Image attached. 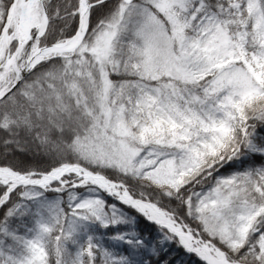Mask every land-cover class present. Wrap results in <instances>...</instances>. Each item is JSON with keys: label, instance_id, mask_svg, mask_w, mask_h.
I'll use <instances>...</instances> for the list:
<instances>
[{"label": "snow or ice", "instance_id": "6c2138e0", "mask_svg": "<svg viewBox=\"0 0 264 264\" xmlns=\"http://www.w3.org/2000/svg\"><path fill=\"white\" fill-rule=\"evenodd\" d=\"M0 264H264V0H0Z\"/></svg>", "mask_w": 264, "mask_h": 264}]
</instances>
